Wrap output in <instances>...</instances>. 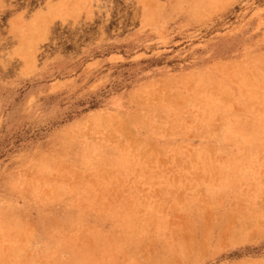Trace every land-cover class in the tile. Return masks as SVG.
I'll use <instances>...</instances> for the list:
<instances>
[{"label": "rangeland", "instance_id": "1", "mask_svg": "<svg viewBox=\"0 0 264 264\" xmlns=\"http://www.w3.org/2000/svg\"><path fill=\"white\" fill-rule=\"evenodd\" d=\"M0 264H264V0H0Z\"/></svg>", "mask_w": 264, "mask_h": 264}]
</instances>
